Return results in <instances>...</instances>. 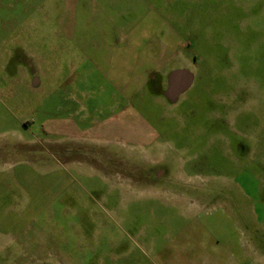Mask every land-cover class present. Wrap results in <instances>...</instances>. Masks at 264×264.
Instances as JSON below:
<instances>
[{
	"label": "rangeland",
	"instance_id": "obj_1",
	"mask_svg": "<svg viewBox=\"0 0 264 264\" xmlns=\"http://www.w3.org/2000/svg\"><path fill=\"white\" fill-rule=\"evenodd\" d=\"M133 25L131 73L101 80ZM175 69L194 78L171 101ZM78 76L106 83L88 115L121 85L151 144L49 137ZM230 247L264 262V0H0V264H223Z\"/></svg>",
	"mask_w": 264,
	"mask_h": 264
},
{
	"label": "crops",
	"instance_id": "obj_2",
	"mask_svg": "<svg viewBox=\"0 0 264 264\" xmlns=\"http://www.w3.org/2000/svg\"><path fill=\"white\" fill-rule=\"evenodd\" d=\"M127 31H123V39H119L118 43L114 45L112 52L109 55V63L111 66L108 68H98L97 72L100 73L101 80L104 79H113L115 80V71L113 70V62L119 61L120 66L118 67L119 71H125L127 74L131 73V68L127 61L128 56L126 54L129 52L131 47H134L135 41L132 37L135 25L127 27ZM168 62V60L166 59ZM123 65V66H122ZM177 70V69H175ZM118 71V72H119ZM173 71V70H172ZM171 71V72H172ZM170 72V73H171ZM157 74H159L157 72ZM129 78V75L127 76ZM159 75H156L154 78H158ZM86 78L85 76H78L74 83H71L72 92L70 97L64 99L65 106H67L68 117L63 120H56L52 122V119H49L48 126V136L55 140H96L102 142H111L115 141L117 143L131 142L136 144V146H148L151 144V137L144 138L146 136L147 130L139 132V139L136 137L130 138V134L135 133V128L131 130L130 128V104L128 99H123L120 96L119 88L121 85L113 84L116 94L110 100V102L104 103L101 102L94 106L92 114L88 115L87 110L84 109L82 104V97L86 96L87 98L93 94L103 95L106 93L104 82L99 83V89L96 92H91L89 90H83L84 85L78 82L79 79ZM126 85V84H125ZM125 85L123 87H125ZM112 86V87H113ZM55 108V107H54ZM73 117H76V122L73 120ZM87 120V121H86ZM58 133V136L56 135ZM227 261L223 264H264V262L259 261L257 256H252L243 249H236L230 247L227 250ZM211 264H219L216 262V259H213Z\"/></svg>",
	"mask_w": 264,
	"mask_h": 264
},
{
	"label": "water",
	"instance_id": "obj_3",
	"mask_svg": "<svg viewBox=\"0 0 264 264\" xmlns=\"http://www.w3.org/2000/svg\"><path fill=\"white\" fill-rule=\"evenodd\" d=\"M169 81L172 82L174 80L180 79L181 80V85L179 86V88H177L171 95H167L168 98L171 101H174L178 98V96L180 94H182L183 92H185L193 83V74L191 72H189L188 70L185 69H177V70H173L169 76Z\"/></svg>",
	"mask_w": 264,
	"mask_h": 264
},
{
	"label": "flooded vegetation",
	"instance_id": "obj_4",
	"mask_svg": "<svg viewBox=\"0 0 264 264\" xmlns=\"http://www.w3.org/2000/svg\"><path fill=\"white\" fill-rule=\"evenodd\" d=\"M150 83L152 85H154L155 87H157V88L159 87V84H158L159 82L155 78L152 79V81ZM180 85H181V80L180 79H177V80H174V81L170 82L169 78H167V86H166V88L164 90V94H166V96L169 95V94L171 95L177 88H179ZM229 131L231 132L230 129H229ZM237 148H239L240 150L242 149V151L245 150V147H243V145H241V144H239V146L237 144ZM1 250L2 251L5 250V247H2Z\"/></svg>",
	"mask_w": 264,
	"mask_h": 264
}]
</instances>
